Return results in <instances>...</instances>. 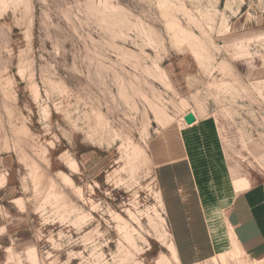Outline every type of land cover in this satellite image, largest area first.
Here are the masks:
<instances>
[{
    "label": "rangeland",
    "instance_id": "374dc122",
    "mask_svg": "<svg viewBox=\"0 0 264 264\" xmlns=\"http://www.w3.org/2000/svg\"><path fill=\"white\" fill-rule=\"evenodd\" d=\"M262 17L0 0V264H264L226 221L264 181Z\"/></svg>",
    "mask_w": 264,
    "mask_h": 264
},
{
    "label": "crops",
    "instance_id": "0c3cea01",
    "mask_svg": "<svg viewBox=\"0 0 264 264\" xmlns=\"http://www.w3.org/2000/svg\"><path fill=\"white\" fill-rule=\"evenodd\" d=\"M226 221L242 254L250 260H263L264 181L234 196L226 212Z\"/></svg>",
    "mask_w": 264,
    "mask_h": 264
},
{
    "label": "water",
    "instance_id": "95a60500",
    "mask_svg": "<svg viewBox=\"0 0 264 264\" xmlns=\"http://www.w3.org/2000/svg\"><path fill=\"white\" fill-rule=\"evenodd\" d=\"M184 122L187 125H192L193 123L196 122V118L194 117L193 114H187L186 116H184Z\"/></svg>",
    "mask_w": 264,
    "mask_h": 264
},
{
    "label": "bare ground",
    "instance_id": "6f19581e",
    "mask_svg": "<svg viewBox=\"0 0 264 264\" xmlns=\"http://www.w3.org/2000/svg\"><path fill=\"white\" fill-rule=\"evenodd\" d=\"M254 261H255V262H258V261H259L260 263L263 262V261H261V260H254Z\"/></svg>",
    "mask_w": 264,
    "mask_h": 264
}]
</instances>
